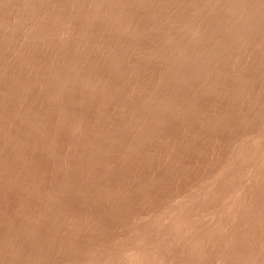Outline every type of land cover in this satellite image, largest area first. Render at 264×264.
Here are the masks:
<instances>
[{
    "label": "rangeland",
    "instance_id": "374dc122",
    "mask_svg": "<svg viewBox=\"0 0 264 264\" xmlns=\"http://www.w3.org/2000/svg\"><path fill=\"white\" fill-rule=\"evenodd\" d=\"M0 264H264V0H0Z\"/></svg>",
    "mask_w": 264,
    "mask_h": 264
}]
</instances>
